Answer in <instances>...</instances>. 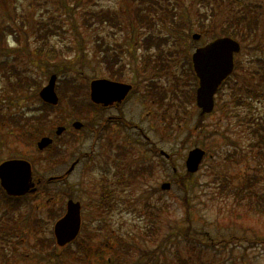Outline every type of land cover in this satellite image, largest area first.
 I'll use <instances>...</instances> for the list:
<instances>
[{
	"label": "rangeland",
	"instance_id": "obj_1",
	"mask_svg": "<svg viewBox=\"0 0 264 264\" xmlns=\"http://www.w3.org/2000/svg\"><path fill=\"white\" fill-rule=\"evenodd\" d=\"M84 1L0 0V27L5 22L18 32L5 38L18 68L9 79L0 75L7 108L38 103H31L35 82L22 89L10 82L18 75L43 85L55 72L72 93L70 105L61 102L51 114L45 130L57 124L66 129L47 150L36 152L37 138L18 137L0 122L1 159L27 158L35 178L46 180L64 175L78 158L62 180L45 183L29 199L10 198L0 188V264H109L103 261L116 256L115 248L116 264H264V143L253 135L264 133V0H216L227 10L204 33L196 25L211 20L212 0ZM246 4L254 10L240 28L257 23L238 38L234 70L216 92L214 109L200 117L197 82L187 70L191 53L225 16L242 15ZM102 12L114 13L115 20H98ZM183 17L191 28L179 23ZM45 28L56 55L47 51L31 66L22 47L42 44L34 33ZM195 31L198 40L191 37ZM116 57L125 63L122 78L135 83L123 109L129 119L141 115L142 133L135 136L117 124L104 130L105 112L83 97L86 82L107 75L104 66L115 68ZM75 119L81 128L71 126ZM194 146L205 155L188 177L184 160ZM163 181L171 183L166 190ZM69 194L82 203L81 230L78 242L61 247L51 239L52 225ZM106 202L110 209L97 217ZM99 223L104 228H92Z\"/></svg>",
	"mask_w": 264,
	"mask_h": 264
},
{
	"label": "water",
	"instance_id": "obj_2",
	"mask_svg": "<svg viewBox=\"0 0 264 264\" xmlns=\"http://www.w3.org/2000/svg\"><path fill=\"white\" fill-rule=\"evenodd\" d=\"M194 38L198 34H193ZM239 43L229 37H217L204 46L198 47L192 54V62L198 76L196 89V103L201 108V114L209 112L213 107V95L221 81L233 68V53L239 50ZM56 74L52 73L39 95L49 103L56 104L57 93L54 89ZM130 85L96 78L90 82V97L94 102L107 104L112 100L122 98ZM73 125L78 128L81 122L76 120ZM64 126L59 125L56 133L59 134ZM52 141L49 136H42L37 141L38 148H43ZM204 149L195 146L191 148L185 159L187 171L194 172L198 169L204 155ZM0 185L4 191L12 196L22 195L35 189L32 180L30 162L23 158H8L0 162ZM169 182L162 183V188H168ZM80 225V202L69 198L66 202V211L54 223L56 242L65 244L75 237Z\"/></svg>",
	"mask_w": 264,
	"mask_h": 264
},
{
	"label": "trees",
	"instance_id": "obj_3",
	"mask_svg": "<svg viewBox=\"0 0 264 264\" xmlns=\"http://www.w3.org/2000/svg\"><path fill=\"white\" fill-rule=\"evenodd\" d=\"M212 2L213 3H209L210 9H211V20L209 22H204L203 20H201V22H199V24L196 25V29L199 31H202L203 33L205 32L204 26L206 24L212 25L213 23L217 21L214 18L219 11L227 10L226 6L220 5V3L218 4L216 0H212ZM79 3L80 5H82V4H86L87 1L79 0L78 4ZM246 5H247L246 9L245 11L242 12V15L238 16L236 14H230V15L225 16V18L223 19L221 24L218 26V28L216 27L215 30L212 32L210 39L213 37L219 36V35H230L236 39H238L239 37L243 38V35L245 34V32H247L249 28L251 29L257 23V21H254L253 25L247 28V31L245 29L246 26H243L240 28V25L243 24V22L247 20L248 15H250V13L254 10V8H250V4H246ZM96 16H97V19L100 21L101 20H109V21L115 20L114 13L110 14L108 12H102V15H100V13H97ZM169 21L170 23L176 24V21H174L172 17L170 18ZM179 23L182 26H186L187 28H191L192 26L190 20L189 22L186 21V17L179 19ZM2 24L3 26L0 27V75L1 77H4L5 79H9L11 70L18 71V68L14 64V62L11 61L8 57V54L10 53H9V49L7 48V44L5 43V38L8 33H12L14 34V37H17L18 32L15 29L13 30L12 24H6L5 22H3ZM172 31H174V29ZM50 32H51L50 28H45L42 32H40L39 30V32L34 33L35 41L42 43V44H36L34 48H29L27 44L23 45L22 49L26 52L27 62L29 65L35 66L37 64V61L35 60L38 58L39 59L42 58V56L45 55L47 51L52 52V57L56 55L54 50L51 47H48V44H47V38H48L47 34ZM36 35L43 39H38ZM168 35H174V34L173 32H169ZM15 39L18 40V38H15ZM31 53L34 54V57H32ZM58 80H59L58 87H60V84H61V88L59 89V94L61 96V102H63L66 106H68L70 105V102H71L70 97L72 93L71 92L69 93L68 91L62 89V80L61 78H59ZM10 82L13 83L15 86L19 87V89H22V86L30 87L31 83L35 82L36 90L33 91L32 93L33 101L31 103H34L35 101H37L38 103L31 105L29 107H26L25 109L23 107H19L18 110L14 111V110L8 109L5 104L6 101L0 97V122L5 123L9 128H11L10 132L16 133L18 137L30 136V138L35 139L36 137H38L40 134H42L45 131L46 126L50 123L52 119L51 114L53 113L55 106L50 105L48 103H44L39 100V97L37 94V88H39V86L41 85V82L35 81L34 78L30 76L26 77V76L18 75L13 82L12 81ZM256 130L259 131L258 128H256ZM253 135L259 139V143L261 144L264 143V133L262 132L258 133L253 130ZM186 175H188L189 177L190 173ZM180 178L183 180L184 176ZM173 179H175V176ZM181 183H184V181H182ZM44 184H45V180H42L39 184V188L41 189V187ZM185 190H187V187H185ZM185 199L186 200L188 199L187 195H185ZM100 206H101V209H98L99 211L101 210L100 212H104L103 210L104 207H106V209H110V204L107 202L104 204H100ZM92 228H95L98 230L101 228V224H96L92 226ZM78 238H76L74 242H78ZM82 242L83 244L82 245L79 244V247L84 248L85 246L84 243L86 241L83 240ZM107 247L108 249H110L111 246L108 245ZM110 251H112V249H110ZM114 254H116L115 257L113 256L114 258H112V255H109L105 257L103 262L109 263V264H113V263L116 264V262L118 261L120 257L118 249L114 251ZM52 257L55 258L56 255L52 254Z\"/></svg>",
	"mask_w": 264,
	"mask_h": 264
},
{
	"label": "flooded vegetation",
	"instance_id": "obj_4",
	"mask_svg": "<svg viewBox=\"0 0 264 264\" xmlns=\"http://www.w3.org/2000/svg\"><path fill=\"white\" fill-rule=\"evenodd\" d=\"M112 63H111V65H112ZM114 63L116 65L115 68H113L112 66H106V65L104 66L107 75L101 76V78L109 80V81L128 84V85H130V87L127 90V92L125 93V95L122 98H120L119 100L115 99V100H112L111 102H109L107 104H103V105H100L99 107L98 106H96V107L103 110V112H105L104 121L102 124L104 130L109 129L111 124H117V128H119V126L121 125L123 127V129L130 131L132 136H135L139 133H142V128L139 124V118L141 117V115L135 114V115H133L132 119H129L126 117L125 113L123 112V109H124V106L127 102L128 97L130 96V94L135 89V83H134V81L128 80L125 77L122 78L121 74L123 73V70L125 68V63L121 61L120 57L118 59H117V57L114 58ZM119 65H120V68H118ZM192 66L193 65L191 64V66L189 68H187V70L190 73V75L192 76L193 82L195 85V82H197V80H196L195 74L193 73ZM120 70H121V72H120ZM119 72H120V74H119ZM196 87H197V83H196L195 89H196ZM146 95L149 98L151 97L150 102L151 101L156 102L154 100V98L147 91H146ZM194 100H195V94H194ZM144 116H148V113L144 112ZM164 156L166 158H168L170 155H164ZM74 160L77 164L78 158H76ZM40 190L41 189L39 188L35 193L32 194V196L36 195V193L39 192Z\"/></svg>",
	"mask_w": 264,
	"mask_h": 264
}]
</instances>
